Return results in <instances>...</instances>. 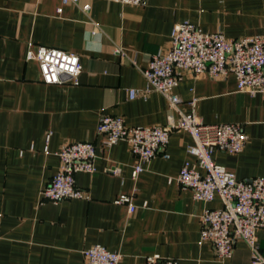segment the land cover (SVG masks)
Listing matches in <instances>:
<instances>
[{
  "label": "crops",
  "instance_id": "0c3cea01",
  "mask_svg": "<svg viewBox=\"0 0 264 264\" xmlns=\"http://www.w3.org/2000/svg\"><path fill=\"white\" fill-rule=\"evenodd\" d=\"M183 22L226 39L264 35V0H146L141 7L113 0H0V264H85L83 251L94 245L118 253L119 264H145L152 255L179 264H251L241 240L230 259H220L200 239L203 210L219 208L220 200L196 202L177 184L185 163L198 169L188 153L194 144L189 133H171L168 157L144 164L137 179L128 144L106 148L97 133L104 115L121 116L127 127L177 120L159 93L130 100L128 92L147 88L141 71ZM40 46L76 54L78 82L45 84L37 62L27 60ZM173 92L181 112L193 111L205 124L239 125L247 135L241 153L213 151L216 165L240 180L264 179V94L239 93L233 75L189 73ZM81 142L93 144L96 155L94 173L75 175L87 199L44 201L41 191L58 171L57 152ZM119 195L131 197L133 213L115 203ZM257 240L264 257V229Z\"/></svg>",
  "mask_w": 264,
  "mask_h": 264
},
{
  "label": "built area",
  "instance_id": "2783aa9c",
  "mask_svg": "<svg viewBox=\"0 0 264 264\" xmlns=\"http://www.w3.org/2000/svg\"><path fill=\"white\" fill-rule=\"evenodd\" d=\"M71 0H62L64 4ZM122 5L144 6L146 0H113ZM88 6L83 7L86 12ZM27 60L38 64L41 80L45 84H76L82 72L79 57L70 52L49 47H38L28 52ZM147 88L142 92L130 90L128 98L157 92L168 108L178 113L177 120L169 117L164 127H127L121 116L104 115L97 133L104 137L103 146L110 148L120 141L129 146L135 159L131 176L137 179L143 165L164 152L171 133L184 131L194 141L188 153L198 162V169L185 163L177 176V184L189 190L196 202L208 204L216 197L220 207L205 208L200 216V239L208 241L216 257L230 259L236 240L243 241L250 252L251 264H264L257 231L264 229V179L253 177L240 180L235 174L212 160L213 151L238 154L248 140L243 129L236 124H205L192 111L178 108L181 102L173 90L183 74L193 77L208 75L212 79H225L233 75L237 91L251 96L264 94V35L239 39H226L221 32L206 33L199 27L183 22L173 27L167 48L159 49L142 71ZM192 106L194 102L191 103ZM59 167L48 185L41 191L44 201L59 203L65 200L87 199V194L76 187L75 175L95 172V148L89 142L68 143L57 152ZM119 168L111 169L118 175ZM115 203L126 205L131 214L135 206L131 197L119 195ZM85 264H119L121 256L94 245L83 251ZM145 264H179L176 259H163L158 255L145 258Z\"/></svg>",
  "mask_w": 264,
  "mask_h": 264
}]
</instances>
